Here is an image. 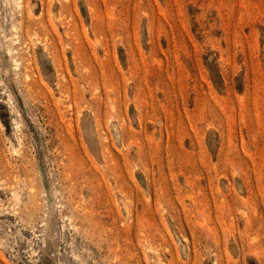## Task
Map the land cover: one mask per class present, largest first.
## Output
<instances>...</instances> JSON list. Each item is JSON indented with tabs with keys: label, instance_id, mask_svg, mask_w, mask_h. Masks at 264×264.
Returning <instances> with one entry per match:
<instances>
[{
	"label": "rangeland",
	"instance_id": "374dc122",
	"mask_svg": "<svg viewBox=\"0 0 264 264\" xmlns=\"http://www.w3.org/2000/svg\"><path fill=\"white\" fill-rule=\"evenodd\" d=\"M0 264H264V0H0Z\"/></svg>",
	"mask_w": 264,
	"mask_h": 264
}]
</instances>
